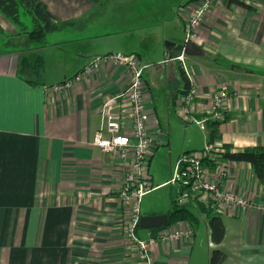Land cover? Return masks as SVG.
Listing matches in <instances>:
<instances>
[{"label":"crops","instance_id":"1","mask_svg":"<svg viewBox=\"0 0 264 264\" xmlns=\"http://www.w3.org/2000/svg\"><path fill=\"white\" fill-rule=\"evenodd\" d=\"M42 1L60 21L85 18L97 9L90 0ZM131 1L110 0L111 14L96 18L77 37L60 38L55 40L59 45L40 49L45 74L46 48L62 49L70 42L119 36L118 43L129 46L128 50H119L133 53L150 65L144 75L145 98L155 152L159 145L169 144L163 118L171 121L177 115L180 97L187 91L184 80L182 86L178 85L181 65L196 90L192 115L199 121L209 119L211 105L222 86L230 89L225 104L227 118L220 124L222 140L213 145V150H220L223 144L235 149L263 146L264 73L259 71L264 72V0H240L252 8L218 0L196 32L194 43L204 55L184 56L181 60L185 42L182 46L166 42L165 60L154 64L149 58L153 59L154 53L159 55L162 36L151 28L127 22ZM199 2L190 0L184 6V36L187 20ZM0 25L10 35L17 33L1 13ZM11 45L16 52L11 49L10 53H0V264H209L215 246L210 248L207 214L202 222L208 246L197 242L196 225L183 222L168 226L165 230L175 227L183 237L170 243L157 242L147 263L138 260L137 249L125 233L129 213L117 195L128 163L93 147V143L103 124L101 105L127 87L129 70L103 66L73 87L57 90L82 70L65 55L66 64L61 66L66 67V79L52 84L44 79L46 86H33L20 72L23 59L34 54L29 52L28 41L19 37ZM227 63L248 70L230 69ZM166 68L172 73L170 79L165 77ZM168 85L178 87L169 90V100L164 102V91L163 98L158 92ZM206 127L209 129L208 123ZM209 146L208 142L203 150ZM225 165L223 189L245 199L249 207L233 205L221 215L226 235L217 248L227 255L224 264H264V184L257 180L250 164ZM154 215L158 214L142 216ZM155 232L149 230L146 240Z\"/></svg>","mask_w":264,"mask_h":264},{"label":"built area","instance_id":"2","mask_svg":"<svg viewBox=\"0 0 264 264\" xmlns=\"http://www.w3.org/2000/svg\"><path fill=\"white\" fill-rule=\"evenodd\" d=\"M201 0L192 10L187 20L185 45L194 42L198 27L203 23L211 7L218 0ZM213 2V3H212ZM184 55L179 57L181 60ZM103 66L124 67L129 70L130 81L125 89L107 98L101 105L103 124L96 132L93 147L105 153L116 155L128 163L118 199L130 214L125 222V233L137 249L138 260L149 262L152 246L157 242L170 243L183 237V233L172 227L170 230H159L152 234L149 240L138 236V225L142 218V198L152 191V177L149 172L150 161L155 152V138L149 132L150 114L146 108V85L144 75L150 68L137 55L112 53L94 58L74 79L57 87V90L69 89L76 82L97 73ZM231 95L228 85L222 86L212 105L210 117L207 120H197L192 114L196 107V90L191 87L180 99V105L185 121H198L206 127L210 121H224L226 116V101ZM213 145L207 150H213ZM204 153H189L179 160L176 177L171 184L180 189L177 199L179 205L191 204L196 209L203 207L207 213L220 215L228 213V209L237 205L249 207L242 197L223 189V181L227 175V166L220 164L211 170L205 165Z\"/></svg>","mask_w":264,"mask_h":264},{"label":"rangeland","instance_id":"3","mask_svg":"<svg viewBox=\"0 0 264 264\" xmlns=\"http://www.w3.org/2000/svg\"><path fill=\"white\" fill-rule=\"evenodd\" d=\"M189 1L190 0H134L130 2V5L128 3L127 15L129 16L130 13V17L127 20L128 23L139 24L142 26V29H144L143 26L151 28V30L157 31L162 36L161 44L158 47L160 51L159 55L154 53L153 59L149 58V60H152L150 61L151 63H160L163 59L165 60L163 50L165 49L166 42L178 46L184 45V22L181 14L184 12V6L189 4ZM108 13L111 14L110 11ZM177 25H179V28L175 29ZM118 37L119 36L115 35L105 36L92 40L70 42L63 45L61 47L62 49H56L53 47L46 48L47 51L44 49V53L46 51L47 55L45 81L52 84L66 79L64 76L66 67L61 66L62 64H66L64 61L65 55L74 62L73 65L75 68L81 66L80 69H84L94 58L102 57L109 53L112 54V52L116 54L118 51L128 50L129 46H122L118 43V39H120ZM121 52L126 55H133V53L128 54L123 51ZM187 59L189 60L190 58ZM202 59L207 58L204 57ZM221 60L216 58V61ZM142 62L146 63V61ZM226 65L230 69L232 67H240L242 70H248V68L244 69L235 63H227ZM73 68H71V70ZM259 73L263 74L264 72L260 70ZM75 74L76 72L71 76H68L67 74V78H70ZM171 76L172 73L166 68L165 77L170 79ZM182 81L183 79L180 78L178 82L179 86H182ZM176 87L178 86L169 88L168 85L166 88H161L159 90L158 93L160 97L163 98L164 94L166 96L163 100L164 102L169 100V97L167 96L169 90ZM177 108V115L173 116L171 121L167 118H163L162 121L169 137V144L159 145L150 163L149 172L152 177V191L142 198L140 207L142 215L168 214L172 208V201L177 200L180 194L178 186L170 183L173 177H176L180 158L186 152L203 150L208 146L209 129L204 127L203 124L198 121H193L187 124L184 117L181 115V113H183L181 105L177 106ZM196 227H198L197 231L199 233L197 242L204 246H208L209 242L204 222L201 221L196 224ZM138 233V235H140L139 237H142L143 240H146V237L149 236V234H147L149 233L148 229L140 228L138 229ZM212 247L213 245L211 244L210 248Z\"/></svg>","mask_w":264,"mask_h":264},{"label":"trees","instance_id":"4","mask_svg":"<svg viewBox=\"0 0 264 264\" xmlns=\"http://www.w3.org/2000/svg\"><path fill=\"white\" fill-rule=\"evenodd\" d=\"M90 1L96 5L97 9L89 16L78 20L60 21L53 15L42 0H0V13L10 21L17 30L16 34L10 35L0 25V53L2 51H8V53H10L11 49L12 52H16L17 50L11 45V42L19 37L25 38L31 48L29 52L34 54L28 55V58L23 59L24 66L22 65L20 72L28 84L33 86H44L45 61L42 55L38 54V51L50 45H59L56 41H59L60 38L77 37L82 32H85L96 18L105 16L110 7V0ZM232 1L241 7L252 8L240 0ZM83 70L84 69L80 70L79 73L68 80L74 79ZM179 72L185 82L186 92L190 91L192 87L191 79L182 65L179 68ZM68 80L62 84L66 83ZM224 121H226V118ZM224 121L208 122L209 145L212 146L217 141L222 140L220 124ZM203 153L205 165L208 166L209 169L214 170L220 164H227L230 162L247 163L254 169L257 180L261 184H264V145L235 149L231 144H223L218 151L203 150ZM194 208L195 207L191 204L181 206L177 203V200H173L172 208L168 212L169 226L183 222L195 226L202 221L203 215L207 214L206 223L210 232V243L215 246L211 251L209 264H224L227 260V255L223 250L217 248V246L223 243L226 235V227L222 216L214 212L207 213L203 207H198V209L195 210L197 211L196 213L194 212ZM164 228H158L152 231L155 232ZM138 229H140V225H138Z\"/></svg>","mask_w":264,"mask_h":264},{"label":"water","instance_id":"5","mask_svg":"<svg viewBox=\"0 0 264 264\" xmlns=\"http://www.w3.org/2000/svg\"><path fill=\"white\" fill-rule=\"evenodd\" d=\"M182 55L189 57H202L204 55L203 50L198 47L194 42H189L182 47ZM140 228L154 230L158 228H164L169 226L168 214L154 215V216H142L140 220Z\"/></svg>","mask_w":264,"mask_h":264},{"label":"flooded vegetation","instance_id":"6","mask_svg":"<svg viewBox=\"0 0 264 264\" xmlns=\"http://www.w3.org/2000/svg\"><path fill=\"white\" fill-rule=\"evenodd\" d=\"M181 51H182V49H181ZM182 53H183V52H182ZM182 53H181V54H182Z\"/></svg>","mask_w":264,"mask_h":264}]
</instances>
